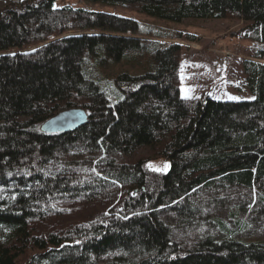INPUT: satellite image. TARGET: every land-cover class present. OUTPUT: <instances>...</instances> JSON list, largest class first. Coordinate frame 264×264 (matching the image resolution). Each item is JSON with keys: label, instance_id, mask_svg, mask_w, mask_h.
Returning <instances> with one entry per match:
<instances>
[{"label": "trees", "instance_id": "obj_1", "mask_svg": "<svg viewBox=\"0 0 264 264\" xmlns=\"http://www.w3.org/2000/svg\"><path fill=\"white\" fill-rule=\"evenodd\" d=\"M80 1L173 21H241L230 35L251 44L255 60H243V70L255 96H182V46L113 34H152L113 9L3 3L0 264H264V240L245 238L251 218L264 221V0ZM89 29L101 32L61 37ZM143 60L140 73L117 72L109 97L97 68ZM72 106L85 109L84 124L42 128ZM142 147L168 160L167 171L131 159ZM220 184L236 190L247 220L237 215L234 230L219 220L225 232L187 247L174 230L198 191Z\"/></svg>", "mask_w": 264, "mask_h": 264}, {"label": "rangeland", "instance_id": "obj_2", "mask_svg": "<svg viewBox=\"0 0 264 264\" xmlns=\"http://www.w3.org/2000/svg\"><path fill=\"white\" fill-rule=\"evenodd\" d=\"M7 1L0 0V5ZM66 2L90 7V9H113L115 12L136 18L141 25L149 27L152 32L150 35L131 34L129 32L113 34L181 45L183 56L178 70V85L182 96L198 97L208 94L213 98L222 100H228L229 97L236 98L231 100L254 98L255 94L245 84L243 70V60L254 59L251 56L253 49L247 40L230 35L231 31L239 28L241 21L233 18H184L180 21H173L144 14L134 9H120L119 7H108L103 4H92L80 0H56L55 5H62ZM85 31L101 32L99 29ZM85 31L73 30L65 34H79ZM189 34L194 35V39H191ZM258 61L264 62V59ZM144 63L145 60L138 65L119 62L114 65L98 67L97 69L102 74L101 85L104 91L109 97H112L111 90L115 88L112 78L117 72L129 69L134 73H140L144 70ZM148 65L147 62L146 66ZM88 72L90 73L89 70ZM89 73L86 72L92 77ZM139 157L150 158L148 165L151 168L162 171H167L169 168L170 162L163 157H156V154L149 147L138 149L131 159ZM124 159L127 160V157ZM235 193L236 190L228 184L200 189L193 197L194 206L190 214L182 218L184 220L180 222L181 226L174 230L176 237L188 247L207 234L225 232L226 230L223 229L219 220H222L230 230L236 229L234 219L237 215H240L243 220H247L246 217L249 212L248 210L244 211L243 208L237 209V204L241 200H232V195ZM171 216H166L165 219L175 225ZM250 221L253 224V233L245 238L264 240V221L257 217L251 218Z\"/></svg>", "mask_w": 264, "mask_h": 264}, {"label": "water", "instance_id": "obj_3", "mask_svg": "<svg viewBox=\"0 0 264 264\" xmlns=\"http://www.w3.org/2000/svg\"><path fill=\"white\" fill-rule=\"evenodd\" d=\"M82 33L91 32L85 31L81 32V34ZM65 35L67 34H63L62 36ZM87 120L88 115L84 108L80 106H72L56 112L42 124V128L50 132L70 131L78 128Z\"/></svg>", "mask_w": 264, "mask_h": 264}, {"label": "snow or ice", "instance_id": "obj_4", "mask_svg": "<svg viewBox=\"0 0 264 264\" xmlns=\"http://www.w3.org/2000/svg\"><path fill=\"white\" fill-rule=\"evenodd\" d=\"M229 99H236L235 97H229Z\"/></svg>", "mask_w": 264, "mask_h": 264}]
</instances>
